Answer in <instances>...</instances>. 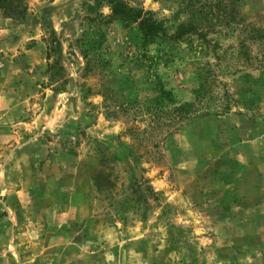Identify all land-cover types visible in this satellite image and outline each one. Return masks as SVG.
I'll return each instance as SVG.
<instances>
[{
	"label": "rangeland",
	"instance_id": "obj_1",
	"mask_svg": "<svg viewBox=\"0 0 264 264\" xmlns=\"http://www.w3.org/2000/svg\"><path fill=\"white\" fill-rule=\"evenodd\" d=\"M84 1L23 0V22L0 7V217L14 259L264 264V39L236 22L264 36V0H240L231 27L209 15L206 39L162 46L106 2L89 21ZM128 1L170 34L193 17L184 0ZM161 84L177 103L204 89L207 112L171 125ZM136 177L158 194L149 209L134 204Z\"/></svg>",
	"mask_w": 264,
	"mask_h": 264
},
{
	"label": "trees",
	"instance_id": "obj_2",
	"mask_svg": "<svg viewBox=\"0 0 264 264\" xmlns=\"http://www.w3.org/2000/svg\"><path fill=\"white\" fill-rule=\"evenodd\" d=\"M107 3L111 9L110 17L119 19L123 24L130 26L135 25L140 33L144 45H160L164 43L175 42L184 36L197 35L199 38L206 39L207 32H205L204 22H208V16L216 18L218 22H223L224 26L231 27L233 22L239 15L240 0H184L185 8L191 11L192 18L181 22L173 34L168 33L167 27L164 23L154 17V13L150 10H145L140 5H133L128 0H92L84 1L83 8L87 11L86 16L89 21L92 19L104 20L105 16L99 12V6ZM0 7L3 8L6 17H10L16 21L23 22L26 18L27 8L23 0H0ZM213 23L217 24L212 20ZM238 24H245V30L252 35L251 38L256 39L255 36H264L258 29L247 24L243 18H238ZM212 25V23H209ZM50 56V54H49ZM61 63V58L57 59L55 66ZM157 84H160L158 82ZM202 89V88H201ZM204 90V89H203ZM194 90L195 97L193 101L186 100L181 103L174 102V94L171 90H167L162 84L159 85L156 96V102L160 107L157 111L164 112L169 117L171 125L181 127L190 122L194 117L204 114L207 111L201 112L198 109L201 102L200 95L202 91ZM198 92V93H197ZM199 99V101H196ZM130 189L136 196L133 197L134 204L138 206L143 203L149 209L151 203L149 200H158V194L147 180L140 177L131 180ZM138 211L139 208L135 209ZM144 214V213H143Z\"/></svg>",
	"mask_w": 264,
	"mask_h": 264
},
{
	"label": "crops",
	"instance_id": "obj_3",
	"mask_svg": "<svg viewBox=\"0 0 264 264\" xmlns=\"http://www.w3.org/2000/svg\"><path fill=\"white\" fill-rule=\"evenodd\" d=\"M1 212V211H0ZM3 212V209H2ZM1 212V213H2ZM6 215L0 217V264H20L14 259L13 248L18 245L12 244L11 237H16L17 233L8 227Z\"/></svg>",
	"mask_w": 264,
	"mask_h": 264
}]
</instances>
